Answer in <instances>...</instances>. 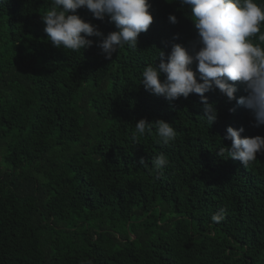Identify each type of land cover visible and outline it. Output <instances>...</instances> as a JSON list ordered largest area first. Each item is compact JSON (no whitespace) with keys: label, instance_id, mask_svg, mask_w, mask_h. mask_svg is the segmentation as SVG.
Masks as SVG:
<instances>
[{"label":"trees","instance_id":"obj_1","mask_svg":"<svg viewBox=\"0 0 264 264\" xmlns=\"http://www.w3.org/2000/svg\"><path fill=\"white\" fill-rule=\"evenodd\" d=\"M150 3L137 47L108 60L96 37L80 51L52 46L41 20L51 0H0V264H264V154L247 166L217 155L229 126L246 137H264V126L218 89L205 93L213 124L197 94L145 90L159 50L196 36L177 0ZM140 119L171 123L175 140L158 143L155 129L134 140ZM161 153L168 164L156 171Z\"/></svg>","mask_w":264,"mask_h":264},{"label":"clouds","instance_id":"obj_2","mask_svg":"<svg viewBox=\"0 0 264 264\" xmlns=\"http://www.w3.org/2000/svg\"><path fill=\"white\" fill-rule=\"evenodd\" d=\"M186 8L196 31L195 39L185 47L172 43L167 56L159 50L156 60L159 64L146 65L142 72L145 90L174 101L183 96L197 94L203 105L202 117L209 124L218 118L217 108L210 103L205 93L215 91L229 101L248 110L254 126H264V0H177ZM86 8L92 17L103 21L105 17L114 23L115 31L105 35L96 24L85 21L77 10ZM150 0H51V6L41 15L44 31L53 47L80 51L89 48L94 41L105 59L111 60L118 49L127 45L136 48L138 37L153 23ZM169 23H178L177 16L169 14ZM83 34V35H82ZM259 34V35H257ZM179 36L174 37L178 39ZM258 41V42H257ZM155 60V61H156ZM195 63V71L192 65ZM198 74V75H197ZM161 76L164 77L161 80ZM242 88L244 95H235ZM236 109H229L234 112ZM155 129L159 142L168 144L175 140L177 131L164 120L149 123L140 119L135 123L133 139L151 135ZM244 128L229 126L223 139L230 140V147H221L217 153L223 156L225 150L233 160L247 166L264 154V137L242 136ZM143 165L145 161L141 159ZM154 170L159 171L168 164L164 154L151 161ZM225 218L221 208L211 216L213 223Z\"/></svg>","mask_w":264,"mask_h":264}]
</instances>
